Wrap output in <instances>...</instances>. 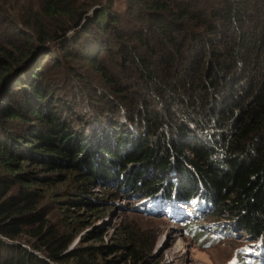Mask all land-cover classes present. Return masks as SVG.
I'll return each mask as SVG.
<instances>
[{"label": "trees", "instance_id": "trees-1", "mask_svg": "<svg viewBox=\"0 0 264 264\" xmlns=\"http://www.w3.org/2000/svg\"><path fill=\"white\" fill-rule=\"evenodd\" d=\"M17 2L0 0V264H105L50 218L64 179L196 201L264 251V0Z\"/></svg>", "mask_w": 264, "mask_h": 264}, {"label": "rangeland", "instance_id": "rangeland-1", "mask_svg": "<svg viewBox=\"0 0 264 264\" xmlns=\"http://www.w3.org/2000/svg\"><path fill=\"white\" fill-rule=\"evenodd\" d=\"M16 1L13 0L12 5L20 6ZM124 7L121 1L113 6L120 11ZM13 29L5 27L0 34H11ZM107 66L119 71L113 62L107 61ZM7 74L3 83L8 84L11 76L8 79ZM85 109L88 113L92 107ZM77 192L70 180L65 179L46 188L45 205L51 220L59 224L72 222L75 226L76 238L69 251L78 247H111L112 253L103 258L105 264H137L129 256L128 244L123 241L124 234L129 231L140 238L148 264H253L251 259L261 260L264 264L262 248L238 230L227 215L218 217L214 213L206 217L204 205L199 206L196 201L164 206L119 190L115 181L94 180L85 197ZM75 200L83 203H72ZM88 200L92 201L91 206ZM193 229L205 233V236L195 235ZM243 259L244 263H240Z\"/></svg>", "mask_w": 264, "mask_h": 264}]
</instances>
